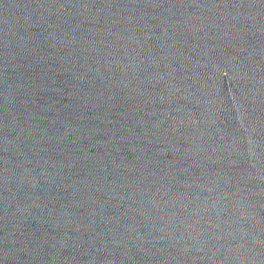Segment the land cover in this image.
Listing matches in <instances>:
<instances>
[{
  "label": "water",
  "instance_id": "water-1",
  "mask_svg": "<svg viewBox=\"0 0 264 264\" xmlns=\"http://www.w3.org/2000/svg\"><path fill=\"white\" fill-rule=\"evenodd\" d=\"M0 264H264V0H0Z\"/></svg>",
  "mask_w": 264,
  "mask_h": 264
}]
</instances>
